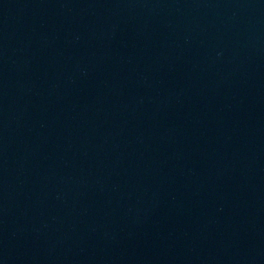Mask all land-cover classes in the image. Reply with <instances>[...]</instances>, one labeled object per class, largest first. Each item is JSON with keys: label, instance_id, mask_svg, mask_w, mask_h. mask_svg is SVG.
I'll return each mask as SVG.
<instances>
[{"label": "water", "instance_id": "obj_1", "mask_svg": "<svg viewBox=\"0 0 264 264\" xmlns=\"http://www.w3.org/2000/svg\"><path fill=\"white\" fill-rule=\"evenodd\" d=\"M0 264H264V0H0Z\"/></svg>", "mask_w": 264, "mask_h": 264}]
</instances>
